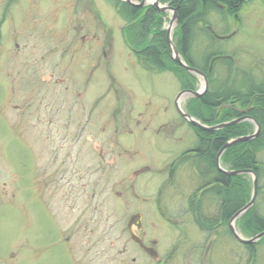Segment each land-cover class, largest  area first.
Listing matches in <instances>:
<instances>
[{"label": "rangeland", "instance_id": "obj_1", "mask_svg": "<svg viewBox=\"0 0 264 264\" xmlns=\"http://www.w3.org/2000/svg\"><path fill=\"white\" fill-rule=\"evenodd\" d=\"M229 2L193 14L187 51L198 66L213 52L233 58L214 63L209 90L257 93L264 88V0ZM172 16L166 11L147 34L130 36L115 0H0V264H152L128 229V216L141 209L143 228L134 231L156 241L157 257L177 260L168 264L200 257L204 264H264V240L252 262L228 227L206 238L190 212L201 180L179 158L199 140L177 114L182 85L169 70L147 69L141 57L150 44L166 53ZM179 31L177 23L172 39L180 49ZM203 86L195 77L193 89ZM193 98H183L185 112ZM226 109H217L214 125L225 122ZM258 159L255 207L264 216V150ZM175 161L170 185L158 168ZM243 175L251 197L252 175ZM205 205L212 219L219 201L207 197ZM241 218L237 229L252 237L251 220L243 226Z\"/></svg>", "mask_w": 264, "mask_h": 264}, {"label": "trees", "instance_id": "obj_2", "mask_svg": "<svg viewBox=\"0 0 264 264\" xmlns=\"http://www.w3.org/2000/svg\"><path fill=\"white\" fill-rule=\"evenodd\" d=\"M161 2H172L177 8L178 23L181 25V42L184 52L189 48V40L191 37L192 21L191 17L200 8L203 11L205 5L213 4L220 0H160ZM232 5L230 0H223ZM118 6L119 15L130 23V36L133 34L134 29L139 30L138 33L147 34L152 27L153 22L159 20L161 14L150 6L148 10L143 11L137 7H133L128 3L115 0ZM126 31V30H125ZM147 36V35H146ZM145 38V37H144ZM162 41H165L163 38ZM156 46L160 50V54L156 53ZM164 49L159 45L150 44L143 49L141 57L144 58V64L147 69L153 67L160 71L170 70L176 74L183 88L193 89L195 77L183 70L177 63H175L170 57L169 46L165 43ZM164 52V53H163ZM186 58V55L184 53ZM211 57H207V63L204 69L209 71V60ZM212 73H210V77ZM253 92L239 94L232 93L226 89H211L202 95L198 99H191L188 105L189 112L201 119L204 123L214 124L216 123L217 109L224 103H241L242 106H247L250 102ZM234 94V95H233ZM250 114L255 117L261 125V130L257 138L235 144L228 148L222 156V162L224 165L231 167V169H253L256 171L259 181L261 180V167L259 165L258 156L261 151L264 150V98L259 97L254 103V109ZM241 113L226 109L220 116L221 121L232 120L239 117ZM249 125L246 122H242L238 125L228 126L224 129L214 132H206L202 130H196L198 137V144L196 145V159L203 166L199 167L200 173L203 178L207 179L206 187L210 186L205 194L213 195L219 201L218 214L214 220L207 216L194 213V219L198 226L202 230H206V227L210 225V221H213V225L221 222L224 226H227L231 217L240 209H242L250 200L247 190V184L245 182V175L239 176H227L217 171L216 168V155L221 147L232 136H241L245 131L239 132ZM246 217L251 220L253 230L252 236L264 230V216H262L256 207H253L240 219L243 226L246 225ZM211 225V226H213ZM241 227V225H240ZM246 228V227H244ZM255 246H249V250L255 254ZM252 255V259H253Z\"/></svg>", "mask_w": 264, "mask_h": 264}, {"label": "water", "instance_id": "obj_3", "mask_svg": "<svg viewBox=\"0 0 264 264\" xmlns=\"http://www.w3.org/2000/svg\"><path fill=\"white\" fill-rule=\"evenodd\" d=\"M123 1H126L132 5H135L134 4V0H123ZM146 0H141V3L139 6H143L144 3H145ZM153 4L156 6V7H160V1L159 0H154ZM168 9H172L174 11V16L170 22V27L169 29L167 30V39H168V42L171 46V48L173 49V58L174 60L180 65L182 66L184 69L192 72V73H198V74H201L203 75L200 71H198L197 69L195 68H192V67H189L187 66L179 51L177 50V48L175 47L174 43L172 42V39H171V30H172V25L174 23V21L176 20V17H177V13H176V9L175 8H171L170 6L167 7H160L159 10L160 11H166ZM204 76V75H203ZM205 79V90L204 92L207 91L209 85H208V80L207 78H204ZM192 94L193 96L195 97H200L201 94L203 93H200L199 91H193V90H185V91H182L178 94L177 96V99H176V107H177V111L190 123L192 124L194 127L196 128H199L201 130H204V131H216V130H219V129H223L225 127H228V126H232V125H235V124H238L244 120H251L253 121L257 128L255 130V132L252 134V135H247V136H240V137H235L233 139H230L228 140L223 146L222 148L219 150L218 154H217V157H216V167L217 169L226 174V175H229V176H235V175H240V174H251L253 176V193H252V197H251V200L242 208L240 209L239 211H237L233 217L231 218L230 222H229V227L231 229V232H232V235L233 237L240 243H243V244H253L255 242H257L258 240H260L262 237H264V231L259 233L258 235H256L255 237L251 238V239H247V238H244L242 237L237 229L235 228V220L237 218H239L242 214H244L246 211H248L249 209H251L253 207V205L255 204V201H256V198H257V194H258V178H257V174L255 173L254 170L252 169H243V170H226L224 169L221 164H220V159H221V156L222 154L224 153V151L226 149H228L230 146L234 145V144H237L239 142H245V141H249V140H252L254 138H256L260 132V124L258 123V121L256 119H254L252 116H243V117H239L235 120H232V121H228V122H224V123H220V124H217V125H212V126H209L207 124H204L202 123L199 119H197L196 117L188 114V113H185L184 111L181 110L180 106H179V99L181 98L182 95L184 94ZM223 108H233V109H236V110H239L241 112H247L248 110L247 109H237L235 106H233L232 104H225V105H222L220 107L219 110L223 109Z\"/></svg>", "mask_w": 264, "mask_h": 264}, {"label": "flooded vegetation", "instance_id": "obj_4", "mask_svg": "<svg viewBox=\"0 0 264 264\" xmlns=\"http://www.w3.org/2000/svg\"><path fill=\"white\" fill-rule=\"evenodd\" d=\"M105 46H106V44H105ZM132 52L134 54H136V55H139L140 51L132 49ZM185 89L186 88H182L181 90H185ZM259 97H263L264 98V88H260V89L257 90V93H253V95H252V97L250 99V102L248 104V106H251V108L249 109L247 114L251 115L250 112L254 109V103H255L256 99L259 98ZM237 105H241V104L238 103ZM248 106H246V107H248ZM235 111H237V110H235ZM237 112H239V111H237ZM239 113H241V112H239ZM243 115H246V114H241L240 116H243ZM189 126L191 127L190 124H189ZM195 150H196V148H192V149L190 148V149L186 150L185 152L182 153V156H180L179 159H180V161L188 159L190 161L188 163L191 164L194 167V169L196 170V173L198 175H200L199 178H200L201 182H200L199 187L196 189V193L194 194L195 198L190 200V202H191L190 212L191 213L193 212V213H196V214H201V215L205 216V215H207L206 214L207 213V208H206V205H205L206 204V200H207V196H206L207 194H205V191L208 189L205 186L206 183H207V179L203 178L202 175L198 171L199 167L203 166V164L202 163H193V159H195L194 156L197 155V152ZM179 162H176V161L175 162H171V163H169V165L167 167H165L163 169L158 168L159 169L158 172L159 171L160 172L164 171L165 172L164 174L168 175L167 178H169L168 182L170 183V185H171L170 181H173L175 179V177H176L177 165L179 164ZM138 168L139 167H137L136 170ZM145 169L146 170H144L143 172L151 170V167L150 166H146ZM140 173H142V171L141 172H135V175L137 176ZM161 174H163V173H161ZM169 183H165V184H163V186L169 185ZM147 188H149V187H147ZM161 193H162L161 191L158 192L159 196L161 195ZM136 196L138 197L139 193L138 194L136 193ZM146 199L150 200V197H146ZM158 199H160V198H158ZM140 200H141L140 202L143 203L142 202L143 198H141ZM151 200H154V199H151ZM154 203H155V201H154ZM158 213L159 212H156V214H158ZM144 217H145V215H144V212L142 211V209L141 210H137L136 213H132V214H130L128 216V229L131 231L132 239L135 241V245L137 246V248L141 249L145 253H151L154 256L153 260H152V264H168L169 261H173V262L177 261L176 259H174L172 257H167L163 261L162 259H160L159 257L156 256L157 252L154 250L155 249L154 245L156 243L155 240H153V241H151L149 243H146L143 240V238H141L139 235H136L134 229H136V231H141L142 230ZM210 222H211L210 225H208L206 227V230L203 231V233L205 234L206 238L210 237V236H213V235L215 237H218V234H219L218 230L222 227L221 222L216 223L215 225H213V221H210ZM211 225H213V226H211ZM177 232H178V235H183V234L187 233V236H186L185 239L187 241L192 242V244H193L194 241L192 239H190V237L188 236V232L187 231H185L183 228H179L177 230ZM132 261L134 262V264L138 263L137 262L138 261L137 258H133ZM190 264H204V261H203V259L201 257H200V259L193 258V260H190Z\"/></svg>", "mask_w": 264, "mask_h": 264}, {"label": "bare ground", "instance_id": "obj_5", "mask_svg": "<svg viewBox=\"0 0 264 264\" xmlns=\"http://www.w3.org/2000/svg\"><path fill=\"white\" fill-rule=\"evenodd\" d=\"M121 2H125V3H128V2H126V1H123V0H120ZM147 1H148V3L150 4V3H152V2H154V0H146L145 1V3H144V5L143 6H139L140 5V3L141 2H135L134 4L135 5H132V4H129V5H131V6H133V7H137L138 9H140V10H143V11H146V10H148V8L150 7V5L149 4H147ZM160 7H165V6H167V7H171V8H175L176 9V13H177V8L174 6V5H172V2H170V1H167V2H161L160 1ZM160 7H156L155 6V9L158 11V13H160V14H162V13H164V12H166V11H160L159 10V8ZM172 12H174L172 9H170ZM178 20V19H177ZM173 27H174V25H173ZM180 32V31H179ZM180 34H181V32H180ZM182 36V35H181ZM182 38V37H181ZM182 44V43H181ZM191 47V40L189 41V48ZM177 48V50L179 51V53H180V55H181V57H182V59H183V61H184V63L187 65V66H189V67H192V68H195V69H197L198 71H200L203 75H201V74H198V73H192V72H190V71H188V70H186V69H184L182 66H180L183 70H185L187 73H189V74H191L192 76H194V77H201V79L204 81V85H205V79L204 78H207V80L209 81V78H210V72L208 71H206L205 69H204V66H202V65H195V62H193L192 61V59H191V57L189 56V52L188 51H186V52H184V49L183 48H178V47H176ZM173 49H170V52L172 53L173 51H172ZM184 53H185V55H186V58H185V56H184ZM171 57H172V60L174 61V58H173V55H171ZM209 57H211L212 59H214V60H210V63H209V66H213L214 65V63H217V61L219 60V59H221L222 57H221V55H218V54H214V52L213 53H211V55H209ZM228 60L229 61H231V60H233V58H228ZM209 83H210V81H209ZM209 83H208V85H209ZM211 90V89H210ZM187 95H189V94H184V95H182L181 96V98H180V101L182 102V100H183V98L184 97H186ZM181 105V104H180ZM178 115H179V113H177ZM179 117H181L180 115H179ZM182 118V117H181ZM183 119V118H182ZM184 120V119H183ZM187 121V120H186ZM188 122V121H187ZM244 122H246V123H253L251 120H244ZM189 123V122H188ZM190 124V123H189ZM192 127H193V129L194 130H200L199 128H196V127H194L192 124H190ZM235 137H240V136H235ZM235 137H232V138H230V139H233V138H235ZM229 139V140H230ZM235 145V144H234ZM233 146V145H232ZM231 147V146H230ZM229 147V148H230ZM222 148V147H221ZM227 150V149H226ZM225 150V151H226ZM225 151H224V153H225ZM219 152V151H218ZM223 153V154H224ZM218 154V153H217ZM222 154V155H223ZM216 157H217V155H216ZM215 160H216V158H215ZM220 164H221V166L222 167H224L223 166V162H222V156H221V159H220ZM239 170H243V169H239ZM233 217V216H232ZM231 217V218H232ZM236 222V221H235ZM256 235H258V233L257 234H255V235H253L252 236V238L253 237H255ZM246 238V237H245ZM247 239H251L250 237H248ZM262 240V238L260 239V240H258L257 242H255L254 243V246L256 247L259 243H260V241ZM238 242V241H237ZM247 249H249V246H247V244H243Z\"/></svg>", "mask_w": 264, "mask_h": 264}]
</instances>
